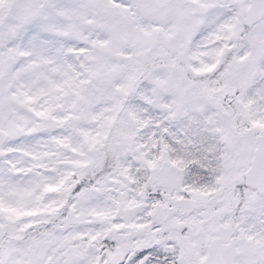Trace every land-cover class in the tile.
<instances>
[{
    "label": "snow or ice",
    "instance_id": "snow-or-ice-1",
    "mask_svg": "<svg viewBox=\"0 0 264 264\" xmlns=\"http://www.w3.org/2000/svg\"><path fill=\"white\" fill-rule=\"evenodd\" d=\"M0 264H264V0H0Z\"/></svg>",
    "mask_w": 264,
    "mask_h": 264
}]
</instances>
